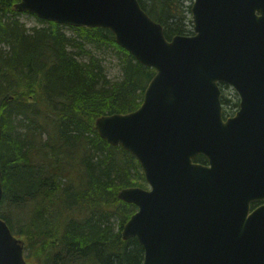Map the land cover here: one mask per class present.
<instances>
[{"label": "water", "instance_id": "95a60500", "mask_svg": "<svg viewBox=\"0 0 264 264\" xmlns=\"http://www.w3.org/2000/svg\"><path fill=\"white\" fill-rule=\"evenodd\" d=\"M14 10L109 30L155 71L136 111L94 123L148 185L118 193L136 207L121 236L142 246V264H264V204L251 210L264 201V0H194L193 34L171 40L137 0H20ZM220 85L239 100L226 120ZM0 264H31L1 218Z\"/></svg>", "mask_w": 264, "mask_h": 264}, {"label": "trees", "instance_id": "16d2710c", "mask_svg": "<svg viewBox=\"0 0 264 264\" xmlns=\"http://www.w3.org/2000/svg\"><path fill=\"white\" fill-rule=\"evenodd\" d=\"M19 1L0 0V218L31 264H142V246L121 236L136 208L118 199L122 189L146 187L142 170L94 123L137 110L155 71L108 30L76 28L74 39L54 23L26 30L14 10ZM137 1L167 40L193 34L185 0ZM86 44L122 54L119 81H108L97 58L77 59Z\"/></svg>", "mask_w": 264, "mask_h": 264}, {"label": "rangeland", "instance_id": "374dc122", "mask_svg": "<svg viewBox=\"0 0 264 264\" xmlns=\"http://www.w3.org/2000/svg\"><path fill=\"white\" fill-rule=\"evenodd\" d=\"M193 2L194 0H185V6H187V8L188 7L190 8ZM187 16L191 20V14L190 15L188 14ZM17 19L19 23H21L24 26V28L27 30L46 27L47 23H49L36 18L32 14H27V13H19ZM60 27L62 32L66 35V37L70 39H74L76 37V35L74 34V29L76 28L69 26H60ZM84 49L86 52L85 55H83L82 53H80L79 56L77 55L78 57L77 59L79 61L87 62L90 56L97 58L101 63V66L108 81L114 83L120 80L121 78L120 59L122 57V54H119L118 52H116L114 48L107 47L106 45H102V47L99 48L93 45L86 44L84 46ZM70 50L74 52L76 51L73 49ZM224 94L226 98L230 101L226 106H224V109H226L228 115H233L236 113L238 109L236 108V103H238L237 95L229 88L227 90H224ZM145 188H148L147 184Z\"/></svg>", "mask_w": 264, "mask_h": 264}, {"label": "flooded vegetation", "instance_id": "af4514ba", "mask_svg": "<svg viewBox=\"0 0 264 264\" xmlns=\"http://www.w3.org/2000/svg\"><path fill=\"white\" fill-rule=\"evenodd\" d=\"M220 87H221V90H222V91L228 89V87L225 86V85H221ZM263 204H264V201H262V202H258V203H254V204L251 205V208H252V209H255V208H257V207H259V206H261V205H263Z\"/></svg>", "mask_w": 264, "mask_h": 264}, {"label": "bare ground", "instance_id": "6f19581e", "mask_svg": "<svg viewBox=\"0 0 264 264\" xmlns=\"http://www.w3.org/2000/svg\"><path fill=\"white\" fill-rule=\"evenodd\" d=\"M27 30V29H26ZM29 31H31V30H29ZM29 120H27V122H28ZM26 123V122H25ZM18 132H20V131H18Z\"/></svg>", "mask_w": 264, "mask_h": 264}]
</instances>
